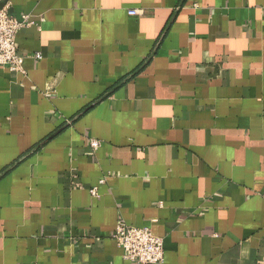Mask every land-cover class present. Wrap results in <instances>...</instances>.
<instances>
[{"label": "crops", "instance_id": "0c3cea01", "mask_svg": "<svg viewBox=\"0 0 264 264\" xmlns=\"http://www.w3.org/2000/svg\"><path fill=\"white\" fill-rule=\"evenodd\" d=\"M10 12L34 25L0 69V264H137L121 218L162 264H264V0Z\"/></svg>", "mask_w": 264, "mask_h": 264}, {"label": "built area", "instance_id": "2783aa9c", "mask_svg": "<svg viewBox=\"0 0 264 264\" xmlns=\"http://www.w3.org/2000/svg\"><path fill=\"white\" fill-rule=\"evenodd\" d=\"M2 4V6H1ZM11 0H0V69H8L12 72L26 73L24 69V56L17 48V35L24 27L34 25L29 14L17 17L10 12ZM130 14L136 15L139 10H130ZM43 21V19H42ZM37 58L41 54L35 55ZM98 140L91 141L93 149L99 148ZM105 179L100 180V184ZM99 187L91 189L94 196H98ZM112 238L124 250V257L137 264H162L165 260L164 238L156 235L149 227L130 226L121 218L112 233Z\"/></svg>", "mask_w": 264, "mask_h": 264}, {"label": "water", "instance_id": "95a60500", "mask_svg": "<svg viewBox=\"0 0 264 264\" xmlns=\"http://www.w3.org/2000/svg\"><path fill=\"white\" fill-rule=\"evenodd\" d=\"M1 6H2V4H1Z\"/></svg>", "mask_w": 264, "mask_h": 264}]
</instances>
